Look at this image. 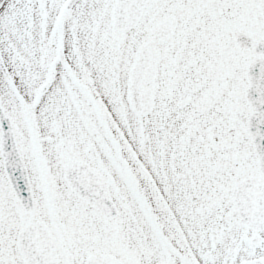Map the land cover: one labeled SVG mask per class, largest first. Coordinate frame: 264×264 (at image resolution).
<instances>
[{
	"label": "snow or ice",
	"instance_id": "6c2138e0",
	"mask_svg": "<svg viewBox=\"0 0 264 264\" xmlns=\"http://www.w3.org/2000/svg\"><path fill=\"white\" fill-rule=\"evenodd\" d=\"M0 264H264V0H0Z\"/></svg>",
	"mask_w": 264,
	"mask_h": 264
}]
</instances>
